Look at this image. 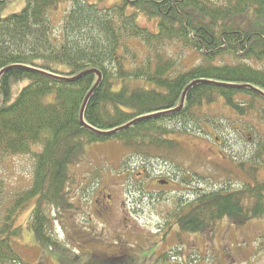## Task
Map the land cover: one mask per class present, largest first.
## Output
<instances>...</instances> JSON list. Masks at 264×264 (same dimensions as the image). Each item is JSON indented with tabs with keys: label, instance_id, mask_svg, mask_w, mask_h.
I'll return each mask as SVG.
<instances>
[{
	"label": "trees",
	"instance_id": "obj_1",
	"mask_svg": "<svg viewBox=\"0 0 264 264\" xmlns=\"http://www.w3.org/2000/svg\"><path fill=\"white\" fill-rule=\"evenodd\" d=\"M11 1L0 0V14ZM62 1L71 9L56 29L48 15ZM249 10L263 17L264 0H119L104 9L82 0H27L20 12L0 17V161H33L31 186L0 210V264H29L14 243L21 239L17 219L31 205L29 229L37 242L61 247L51 211L61 215L73 207L65 189L68 165L83 146L117 141L129 154L171 164L180 144L167 138L165 123L192 121L219 98L238 117L257 114L264 120V95L258 93L264 94V71L245 63L264 59V26L243 31L232 24ZM138 16L154 19L157 32L140 26ZM130 39L143 42L146 57L128 67ZM174 43L199 54L200 64L172 75L176 61L164 47ZM224 56L237 63L216 65ZM89 70L99 71L101 80L82 110L97 76L74 78ZM21 80L28 83L12 100L11 85ZM137 80L157 89L128 84ZM253 161L235 164L248 181L240 189L197 197L183 206L187 212H172L179 232L210 231L224 218H263L264 127ZM170 224L167 219V230Z\"/></svg>",
	"mask_w": 264,
	"mask_h": 264
},
{
	"label": "rangeland",
	"instance_id": "obj_2",
	"mask_svg": "<svg viewBox=\"0 0 264 264\" xmlns=\"http://www.w3.org/2000/svg\"><path fill=\"white\" fill-rule=\"evenodd\" d=\"M82 1L96 5L99 9L109 8L119 2ZM26 2L27 0H12L4 7L0 17L6 18L20 12ZM70 9V2L58 3L57 9L48 15L53 27L59 28ZM137 23L157 32L154 19L147 20L138 16ZM232 24L243 31H256L264 26V16L257 17L249 10L234 18ZM125 46L132 58L127 63L128 67L133 62L140 65L145 61L146 48L140 39L127 40ZM164 51L176 61L172 75L185 72L201 62L199 54L181 44L167 45ZM235 63L237 61L228 56L215 61L219 66ZM245 63L264 71V59L261 62L249 60ZM27 83L26 80L12 83V100ZM128 84L148 90L157 89L144 80L128 81ZM120 86L121 83L116 82L113 90L117 91ZM195 117L188 122L177 120L161 125L170 132L167 138L180 144L179 153L174 157L175 163L129 154L117 141L94 143L80 148L68 165V181L65 185L73 207L60 212L61 215L56 210L51 211L53 219H56L55 236L61 247L50 249L37 242L29 229L33 210L31 205L17 219L21 239L14 243L16 253L29 264H98L94 263L98 261V257L91 256L76 246V236L80 233L76 232V220L83 211L87 213L85 208L93 204L97 192L103 191L105 195L118 198L123 204L114 212L116 219L123 221L122 225L125 224L124 220H130L134 224V234L127 239L129 242L117 245L113 239L109 241L110 248H124L131 254V258H135L134 264H146L143 260L146 257L152 258L151 251L162 255L165 249H170L169 256L173 258L171 264H181L180 248L174 244V236L167 234L166 241L163 240L164 233L158 234L157 226L163 227L164 217L168 219V214L188 205L197 197L206 195L212 189L226 188L227 192H231L248 182L235 164L254 162L255 149L262 140L264 127V120L257 114L238 117L233 110L224 106L220 98L216 103L204 106ZM32 169L33 161L30 157H13L0 161V210L12 196L31 186ZM162 181H170L171 186L160 185ZM137 187L140 188L139 192L136 191ZM182 211L187 212V208ZM77 224L80 225L78 221ZM230 225L229 231L224 232L220 240L202 238V243L198 242L189 251L187 264H264V217L251 218L242 223L231 221ZM216 227L217 225L214 229ZM172 230L178 233V228ZM211 231V234L218 235L217 238L220 236L217 229ZM157 264L169 263L159 261Z\"/></svg>",
	"mask_w": 264,
	"mask_h": 264
},
{
	"label": "flooded vegetation",
	"instance_id": "obj_3",
	"mask_svg": "<svg viewBox=\"0 0 264 264\" xmlns=\"http://www.w3.org/2000/svg\"><path fill=\"white\" fill-rule=\"evenodd\" d=\"M169 186H171V182L167 181V184L164 185V187ZM139 190L140 188L137 187L136 191L139 192ZM217 192L227 191L226 188H222L219 190L212 189L211 191L206 193V195L215 194ZM121 205L123 204L118 198H114L111 195H105L103 191H98L95 200H93V204L89 208H85V211L87 213L83 211V213L79 215V219L76 220V232H80V236H76V246H79L80 248L85 250V253H88L94 257H98V261H95L94 263L134 264L135 262V258H131V254L125 251L124 248L112 249L109 245V241L113 239L116 240L117 245L119 243L126 244L129 242L127 240L128 236L134 234V224L132 221L124 220L125 224L122 225L123 221L116 219L114 215L115 210H117V208ZM168 215V220L171 223L169 229L167 230V228H165L167 218L164 217V224H162L164 228L159 227L160 225L157 226V233H164L163 240L165 241L167 234H169V236H174V244L176 246H179L180 248V257L182 261L181 264H187L186 257H188L189 251L192 248H195L198 242L202 243V238L210 237V239L213 238L214 240H220L224 235V232H228L231 226V221L228 218L220 220L216 224L217 227L215 228L218 232H220V236L218 238L216 237L218 235L211 234V230L183 234L179 232V228L176 226L175 215L171 213ZM77 221L80 225L77 224ZM173 228H178V233L173 232ZM215 229L213 228V230ZM150 253L152 254V258L146 257L143 260L146 264H157L159 261L171 264L173 261V258L169 256L171 253L170 249H165L162 255H157L153 251H151ZM84 263H89V261H84Z\"/></svg>",
	"mask_w": 264,
	"mask_h": 264
},
{
	"label": "water",
	"instance_id": "obj_4",
	"mask_svg": "<svg viewBox=\"0 0 264 264\" xmlns=\"http://www.w3.org/2000/svg\"><path fill=\"white\" fill-rule=\"evenodd\" d=\"M3 72H5V70L1 71V72H0V75H1ZM86 74H95V75L97 76V82L95 83V85L92 87V89H91V90L89 91V93L87 94V96H86V98H85V100H84L83 106H82V110H83V108H84V106H85V104H86V102H87L89 96L94 92V90L96 89L97 85L99 84V82H100V80H101V73H100L99 71H97V70H89V71H85V72L79 74V75H78L77 77H75L74 79L76 80V79H78V78H80L81 76L86 75ZM189 87H190V86H189ZM189 87H187L186 90L184 91V93H183V95H182V98H181L180 105H179L178 109H176L175 112H178V111H180V110L182 109V106H183V103H184V98H185V93H186V91L189 89ZM258 93H259L260 95H261V94L264 95V94L261 93V92H258ZM82 110H81V114H80V122H81L82 125L84 126V123H83V121H82ZM134 123H135V122L132 121V122L128 123L127 125H125L124 127H121V128L118 129V130H119V131H120V130H124V129H126V128L132 126V125H134ZM166 184H167L166 181H162V182H160V185H166Z\"/></svg>",
	"mask_w": 264,
	"mask_h": 264
}]
</instances>
